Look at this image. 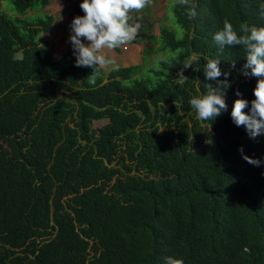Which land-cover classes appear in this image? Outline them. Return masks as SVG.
I'll return each mask as SVG.
<instances>
[{
    "label": "trees",
    "instance_id": "16d2710c",
    "mask_svg": "<svg viewBox=\"0 0 264 264\" xmlns=\"http://www.w3.org/2000/svg\"><path fill=\"white\" fill-rule=\"evenodd\" d=\"M262 3L196 0L192 17L177 0L142 34L140 65L93 82L72 48L54 59L41 43L48 0H0V264H264V135L231 118L239 98L250 114L257 78L242 47L213 39L226 18L264 26ZM209 59L231 86L202 121L189 100Z\"/></svg>",
    "mask_w": 264,
    "mask_h": 264
},
{
    "label": "clouds",
    "instance_id": "9594fccd",
    "mask_svg": "<svg viewBox=\"0 0 264 264\" xmlns=\"http://www.w3.org/2000/svg\"><path fill=\"white\" fill-rule=\"evenodd\" d=\"M178 2L186 8L189 16L196 15V0H178ZM151 4L152 0H83L80 7L85 14L74 18L71 24L72 47L70 48L73 49L76 57V66L92 68L93 71L89 76L93 82L99 71L105 67L118 70L116 60L108 53L136 39L141 24L134 13L142 12ZM260 14L264 17V3L260 5ZM147 31L152 34L151 30ZM157 36L158 34L155 35ZM213 39L221 53L225 47L240 46L244 49L246 64L242 71L245 77L257 78L253 90L255 99L251 101L250 114L244 111L249 101L243 98L236 99L231 118L237 127H246L251 138L264 135V26H249L247 23H241L237 30L226 18L222 30L216 32ZM85 40L88 43H85ZM220 61L221 59H209L204 64V94L193 96L189 100L197 119L202 121H214L228 110L226 90L231 86L228 79L230 72H222ZM198 62L199 58L195 56L190 62H184L177 76L178 82L183 83L187 79L184 76V69ZM222 75L224 79H218ZM237 95H241L239 91ZM240 152L242 158L249 164L257 167L261 165V160L244 154L242 147ZM165 264H184V262L182 259L170 256L166 258Z\"/></svg>",
    "mask_w": 264,
    "mask_h": 264
},
{
    "label": "rangeland",
    "instance_id": "374dc122",
    "mask_svg": "<svg viewBox=\"0 0 264 264\" xmlns=\"http://www.w3.org/2000/svg\"><path fill=\"white\" fill-rule=\"evenodd\" d=\"M175 1L177 0H152V4L142 12L134 13L141 24L136 39L122 48L108 53L116 60L118 66L129 67L141 64L143 48L148 45V42L142 38V34L144 31L151 30V36L157 35L159 25L161 23L167 24L165 21L169 17V5ZM82 2L83 0H48V5L44 11L53 16L54 26L51 33L41 34L40 41L44 44L48 43L54 59H58L68 48L72 47L70 43L71 24L74 18L85 14L80 7ZM84 42L88 43L86 40ZM19 56L18 54L17 57ZM111 69V67H105L102 70L108 74ZM104 124L106 121L96 122L93 127L98 128Z\"/></svg>",
    "mask_w": 264,
    "mask_h": 264
}]
</instances>
